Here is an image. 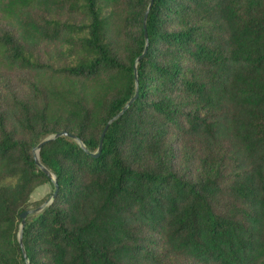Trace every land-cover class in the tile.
I'll list each match as a JSON object with an SVG mask.
<instances>
[{
    "label": "trees",
    "instance_id": "16d2710c",
    "mask_svg": "<svg viewBox=\"0 0 264 264\" xmlns=\"http://www.w3.org/2000/svg\"><path fill=\"white\" fill-rule=\"evenodd\" d=\"M150 1L0 0V264L60 132L28 264H264V0Z\"/></svg>",
    "mask_w": 264,
    "mask_h": 264
},
{
    "label": "water",
    "instance_id": "95a60500",
    "mask_svg": "<svg viewBox=\"0 0 264 264\" xmlns=\"http://www.w3.org/2000/svg\"><path fill=\"white\" fill-rule=\"evenodd\" d=\"M152 2L153 0L150 1L149 5H148V8L145 12V16H144V20H143V26H144V30H145V22H146V18H147V14H148V11L149 9L151 8L152 6ZM146 37V36H145ZM147 44V43H146ZM146 52V46L144 48V53ZM142 56H140L138 59H137V62L141 59ZM135 74V84H137V77H136V71L134 72ZM136 95L124 106L123 110L120 112V114H118L117 116L113 117L111 120H109V122L107 123V125L105 126L102 134H101V142H102V139L105 135V132L107 130V128L109 127V125H111L114 120L119 116L121 115V113H123L126 108L133 102V100L135 99ZM60 137H69V138H73V135L71 134H68L67 132H60V133H57V134H54V135H50L48 137H46L41 143H39L33 150H32V153H33V158H34V163L35 165L43 172V174L48 178L49 181H51V183L53 184L54 186V189L55 191L53 192L52 196H51V199L46 202L45 204H43L42 206H40L39 208H35V209H29V210H26L24 212H22L20 214V218H21V224H20V232H19V235H18V243H19V247L21 249V252H22V256L26 262V264H28V260H27V255L25 253V250H24V247H23V243H22V229L25 225V220L27 218L28 215H31V214H35L37 212H39L40 210H42L44 207H46L52 200L53 198L55 197L56 195V191H57V183H56V178L55 176L50 173L39 161V158H38V154H39V150L41 149L42 145L45 144L46 142H49L51 140H54V139H57V138H60ZM77 142L79 144H81L78 140ZM101 142H100V146L98 148V151L97 153L100 152L101 150ZM84 148V147H83ZM85 149V148H84Z\"/></svg>",
    "mask_w": 264,
    "mask_h": 264
},
{
    "label": "rangeland",
    "instance_id": "374dc122",
    "mask_svg": "<svg viewBox=\"0 0 264 264\" xmlns=\"http://www.w3.org/2000/svg\"><path fill=\"white\" fill-rule=\"evenodd\" d=\"M119 11L121 14V10H119L118 8L116 9V7H115L113 12L115 14L116 13L118 14ZM3 74H4V80H3L4 84H7V86H9V87H14L13 90H15L16 87L19 88L17 86L19 81H16V79L18 78L19 75L22 77L23 74L20 73V71L3 72ZM53 192H54L53 191V185H52L51 181L41 183L40 185H38L34 189L32 195L30 197L29 209L39 208L40 206H42L43 204L48 202L51 199Z\"/></svg>",
    "mask_w": 264,
    "mask_h": 264
}]
</instances>
